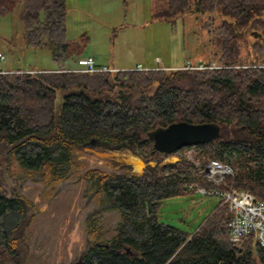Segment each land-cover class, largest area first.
I'll list each match as a JSON object with an SVG mask.
<instances>
[{
    "label": "trees",
    "instance_id": "trees-1",
    "mask_svg": "<svg viewBox=\"0 0 264 264\" xmlns=\"http://www.w3.org/2000/svg\"><path fill=\"white\" fill-rule=\"evenodd\" d=\"M13 1L0 0V14ZM21 1L25 43L48 46L58 67L0 72V150L7 149V156L0 155V175L39 185L48 200L74 174L82 181L81 198L93 206L82 220L89 243L76 264H264V249L252 236L231 241L229 211L221 199L192 234L158 219L162 199L189 192L185 185L195 167L184 157L163 162L187 147L160 153L146 138L147 131L176 121L218 124L217 138L194 146L201 162L229 163L233 175L220 187L232 185L264 199V0H167L166 19L205 16L201 28L215 44L214 67L207 62L201 69L94 73L63 62L79 57L87 44V38L79 46L65 39L66 0ZM133 89L141 92L138 100ZM83 90L114 97L90 101ZM81 144L129 150L145 166L135 175L99 167L77 174L75 149ZM16 196L0 192V264L18 263L13 248L21 241L12 231L35 216L28 212V205L34 210L32 201L20 190ZM111 211L113 232L104 236L101 221Z\"/></svg>",
    "mask_w": 264,
    "mask_h": 264
},
{
    "label": "rangeland",
    "instance_id": "rangeland-1",
    "mask_svg": "<svg viewBox=\"0 0 264 264\" xmlns=\"http://www.w3.org/2000/svg\"><path fill=\"white\" fill-rule=\"evenodd\" d=\"M22 5L21 0H15L7 13L0 14V54L3 55L0 70L57 68L48 46L32 48L25 43L20 17ZM166 8L167 0H66L65 39L79 46L87 38V44L81 48L79 57L65 59L64 64L71 69L78 60H83L80 57L88 55L93 56L98 64L118 70L132 69L137 64L144 69H181L187 61L212 63L216 47L210 35L201 28L205 16L188 13L166 19L163 15ZM140 94L136 91L134 98L138 100ZM0 152L1 157L7 156L6 147ZM178 157L193 163L195 169L191 182L199 187L214 183L202 172L210 159L201 162L197 148L187 147L179 154L163 158V162L171 163ZM75 160L80 165L77 174L99 167L107 172L123 171L135 175L145 166L143 160L129 150L107 151L86 146L75 149ZM0 179L6 194L15 183L22 184L23 195L32 201L34 207L32 213L35 211V216L26 225L20 240L28 250L25 263L71 262L84 251L88 240L82 220L93 204L82 200L83 183L74 180L75 174L56 187L57 193L52 200L41 194L37 184L14 182L7 175H0ZM218 201L215 196L205 197L193 191L165 198L159 204L158 219L192 234L215 209ZM115 220L114 211L103 215L104 236L112 234Z\"/></svg>",
    "mask_w": 264,
    "mask_h": 264
},
{
    "label": "built area",
    "instance_id": "built-area-1",
    "mask_svg": "<svg viewBox=\"0 0 264 264\" xmlns=\"http://www.w3.org/2000/svg\"><path fill=\"white\" fill-rule=\"evenodd\" d=\"M0 59L3 55L0 54ZM80 63L83 67L76 69L81 72H115L118 69L104 65H98L91 57H86ZM206 67L202 62L192 63L187 61L181 69H201ZM212 67L214 64L212 63ZM134 70H145L141 65H137ZM20 72H36L20 70ZM203 175L214 180L209 186H197L194 182L185 185L189 192H198L205 197H217L222 203L227 205L229 211V237L235 244H239L243 239L252 236L264 249V199H258L255 195L244 189H237L230 185L221 188V183L225 185L227 176L233 175L232 166L225 161L209 160L206 163ZM196 184V185H195Z\"/></svg>",
    "mask_w": 264,
    "mask_h": 264
},
{
    "label": "water",
    "instance_id": "water-1",
    "mask_svg": "<svg viewBox=\"0 0 264 264\" xmlns=\"http://www.w3.org/2000/svg\"><path fill=\"white\" fill-rule=\"evenodd\" d=\"M252 33V32H251ZM255 35V33H252ZM138 91L133 89V94ZM80 92V90H74L73 93ZM83 95L90 101H100L106 98H113L114 96L110 93H104L100 95H92L90 92L83 90ZM58 107L55 110L54 127H56L58 118ZM220 134V127L214 122H202V123H191L188 121H176L169 123L166 126H157L152 130L146 132V138L152 141V151L171 154L183 147L196 146L198 144H204L217 138ZM19 142L13 144L11 147L16 146ZM81 144L78 147H84ZM31 220L29 216L23 221L13 232L15 235L21 232L28 222ZM126 253H130L129 248H125ZM25 257L18 262V264L25 263Z\"/></svg>",
    "mask_w": 264,
    "mask_h": 264
},
{
    "label": "flooded vegetation",
    "instance_id": "flooded-vegetation-1",
    "mask_svg": "<svg viewBox=\"0 0 264 264\" xmlns=\"http://www.w3.org/2000/svg\"><path fill=\"white\" fill-rule=\"evenodd\" d=\"M0 187H1V185H0ZM1 188H2V187H1ZM17 190H20V192L23 194L22 184H17V185H15V186H12V188H11L10 191L8 192L9 194H6V193L3 192V191H0V192H2V194H4L6 197H11V198L13 197V198L17 199V196H16V191H17ZM28 210H29V214H31V213H32V210H31V208H30V205H28ZM25 227H26V226H25ZM24 229H25V228H24ZM24 229H23V230H24ZM23 230H22L21 232H18V233L15 234V235H19V236H18V237H19L18 241H20L21 238H22ZM13 231H14V230H13ZM13 231H12V232H13ZM15 235H14V236H15ZM87 243H89V241H87ZM14 249H15V250H14ZM13 252H14V253L18 252V253H19V255H20V259H19V261L22 259V257H24L26 254H28V250L25 249V247L22 245L21 242L13 248ZM83 252H84V251H81V253L71 261L72 264H76L78 261H80ZM19 261H18V262H19ZM17 264H18V263H17Z\"/></svg>",
    "mask_w": 264,
    "mask_h": 264
},
{
    "label": "crops",
    "instance_id": "crops-1",
    "mask_svg": "<svg viewBox=\"0 0 264 264\" xmlns=\"http://www.w3.org/2000/svg\"><path fill=\"white\" fill-rule=\"evenodd\" d=\"M86 57H91V58H93L94 61H95V58H94L93 56L88 55V56H86ZM86 57H80V58L84 59V58H86ZM79 61H81V60H78L76 66L73 67V68H71V69H79V68L83 67V65H82L81 63H79ZM95 63L98 64L96 61H95ZM77 65H78V66H77ZM98 65H100V64H98ZM101 65H104V64H101ZM137 65H140V64H137ZM104 66H106V65H104ZM146 68H147V67H146ZM10 69H11V68H10ZM10 69H2V70H0V71H3V72H4V71H11ZM116 69H117V68H116Z\"/></svg>",
    "mask_w": 264,
    "mask_h": 264
},
{
    "label": "bare ground",
    "instance_id": "bare-ground-1",
    "mask_svg": "<svg viewBox=\"0 0 264 264\" xmlns=\"http://www.w3.org/2000/svg\"><path fill=\"white\" fill-rule=\"evenodd\" d=\"M176 69V68H175Z\"/></svg>",
    "mask_w": 264,
    "mask_h": 264
}]
</instances>
